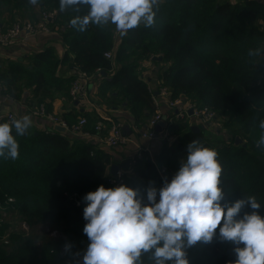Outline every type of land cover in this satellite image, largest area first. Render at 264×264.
<instances>
[{"label": "trees", "instance_id": "16d2710c", "mask_svg": "<svg viewBox=\"0 0 264 264\" xmlns=\"http://www.w3.org/2000/svg\"><path fill=\"white\" fill-rule=\"evenodd\" d=\"M37 5L40 12H60L55 34L62 37L67 49L62 58L53 45L32 50L22 58L0 57L3 94L19 99L30 90L29 107L46 104L47 110L53 111L58 97L75 102L70 89L77 76L73 69L78 67L93 75L100 100L114 109H126L133 115V124L142 127L152 116L154 103L147 83L151 82L142 79L141 65L152 62L157 65L151 71L156 88L162 80L172 98L182 96L226 116L223 128L228 140L235 142L240 136L246 144L219 147V141L208 140L202 129L193 131L187 119H175L170 130L179 137L171 148L185 160L192 141L214 149L223 169L222 204L255 196L261 205L259 214L264 216V147H257L259 122L264 120V0H161L155 26L147 28L141 23L123 36L118 46L112 37L115 25H90L86 31L70 25L75 16L87 14L86 7L79 12L61 11L59 0H40ZM4 6L16 21L19 13L36 20L34 5L28 0H0V9ZM114 48V59L106 58L104 53ZM258 48L259 56L248 55L249 50ZM78 115L86 113L75 118ZM76 120L68 122L72 125ZM0 123L7 122L2 119ZM85 129L89 130L87 125ZM13 135L19 143V158L0 157V264H61L63 246L71 245L68 252L73 255L85 252L90 243L83 232L87 223L84 197L101 185L114 188L106 178L111 156L94 149L85 139L52 126L42 130L31 126L23 136L13 130ZM164 144L156 157L161 165L168 163L171 151ZM129 162L122 163L123 168L131 166ZM132 166H137L142 180L129 177L123 185L140 189L146 203L147 188L159 189L156 166L145 159L133 160ZM5 212L12 216H5ZM242 216L243 211L238 218ZM22 220L33 229L44 224L59 234L26 232L18 225ZM218 233L219 229L211 243L198 242L186 250L189 264L234 262L236 246L222 242ZM144 261L149 264L147 257Z\"/></svg>", "mask_w": 264, "mask_h": 264}, {"label": "clouds", "instance_id": "9594fccd", "mask_svg": "<svg viewBox=\"0 0 264 264\" xmlns=\"http://www.w3.org/2000/svg\"><path fill=\"white\" fill-rule=\"evenodd\" d=\"M40 0H28L30 5ZM161 0H59L61 11L87 14L75 16L70 25L86 31L90 25H115L121 37L141 23L155 26ZM261 49L249 50L259 56ZM32 126L25 115L10 123H0V157L19 158V143L13 135L23 136ZM257 147H264V120ZM214 149L199 141L187 146V156L179 170L163 187L147 188V203L138 188L120 185L99 186L85 195L87 206L83 228L89 244L83 264H189L187 249L198 242L211 243L219 229V239L230 242L236 259L232 264H264V216L255 196L222 204V166ZM159 201L157 202V197ZM251 211H244L245 209ZM243 211L242 218L241 212ZM240 245H243L241 247ZM71 245H66L70 249ZM78 255V254H77Z\"/></svg>", "mask_w": 264, "mask_h": 264}, {"label": "built area", "instance_id": "2783aa9c", "mask_svg": "<svg viewBox=\"0 0 264 264\" xmlns=\"http://www.w3.org/2000/svg\"><path fill=\"white\" fill-rule=\"evenodd\" d=\"M59 14L60 12L57 9L42 11L37 20L24 19L13 22L4 31H0V49L4 50L7 54L8 50L20 45H26L27 42L40 34L56 32L60 27L58 24L61 20ZM112 37L116 43L115 46H118L122 37L115 29ZM114 50L115 48L106 51L104 53L105 57L114 59ZM156 57H162V55H156ZM73 72H75L77 76L71 84L70 96L72 100L79 101L81 97L87 94L89 85L93 80V75H89L88 73L81 71L78 67H75ZM142 79L147 82L144 73L142 75ZM147 83L149 90L152 93L154 111L147 123L137 131L136 134L138 138H133L132 134L126 135L123 130L124 124L122 122L115 121L113 118L102 115L99 117V121L97 122L95 129L99 132L102 130L104 121L110 122L108 136L104 140L106 146L116 148L127 143L135 144L137 147L135 159L151 160L154 163V159L149 151V146L140 144L139 140L149 142L160 138L162 140L169 139L170 141H173L174 138L170 137L169 134L170 127L175 119L192 117L202 125L216 123L219 119L223 123L227 120L226 116L219 114L216 110L208 106L197 105L182 96L172 98L171 90L167 85L163 84L162 80L159 81L158 88H153L149 82ZM165 109L171 111L174 116H169L170 114H167ZM190 111H192V115H189ZM31 114L37 120H44L48 122L55 130L56 126H60L72 135L83 139L91 136V132L85 129L88 123L86 117H82L76 123L70 125L63 117L53 111H48L46 104H40L32 107ZM20 118L21 117H19L14 111L5 110L0 105V120L4 119L7 123H10L12 120ZM160 123H163V125L158 132L156 128ZM227 145L229 146L232 144L228 142V144L220 145V147H227ZM157 170L160 178L159 188H161L163 187L165 179L170 182L173 176H170L166 166L158 168ZM106 178L110 185L117 187L123 185L128 177L125 170L118 168L115 173L107 172ZM9 201H13V198H9ZM158 201L159 196L157 197V202ZM52 235H56V231H53ZM83 254L84 252L79 253L78 255H69L68 248L63 246L60 250V257L62 260L61 264H83Z\"/></svg>", "mask_w": 264, "mask_h": 264}, {"label": "crops", "instance_id": "0c3cea01", "mask_svg": "<svg viewBox=\"0 0 264 264\" xmlns=\"http://www.w3.org/2000/svg\"><path fill=\"white\" fill-rule=\"evenodd\" d=\"M230 1L235 2V1H239V0H230ZM33 7H34L33 14H34V16H36L35 19L37 20L39 17V14L41 13L40 8L38 5H34ZM1 12H2V10L0 9V13ZM8 14L13 15V13L10 12V9L8 7H6V10L4 12L5 18H2L0 20V31H4L10 25V24L9 25L6 24L7 22H9V18H6L8 16ZM19 16H20V13H19L18 17ZM18 17H16V18H18ZM23 17H24V19L29 18L28 15H24ZM3 20H5L6 22ZM55 33L56 32H52V33H48V34H40L37 37L30 40L29 42H27L26 45H20L18 47L12 48V49L7 51V54L1 53L0 57L1 58H11V59L22 58L25 54H28L32 50H36V49L39 50V49L45 48L46 46L53 45L54 47H56V55L58 56V58H62L67 47H66L65 43L63 42L62 37L61 36L59 37ZM114 44H116V43L114 42ZM0 52H2L1 49H0ZM263 57H264V54H263ZM142 64L143 65H141V67L144 68L145 77L150 80L152 87L156 88L157 84L156 85H154V84L156 83L157 80L154 78L155 74H152L151 71H153V69H156L157 65L152 63V62H147V61L143 62ZM64 69L67 70L66 66H64ZM93 83H94V80H92V82H91L92 87L89 88L87 94L85 96L81 97L79 101H75L73 103L71 100H69L67 98L58 97L52 104L53 112L60 115L61 117L64 116L63 118L66 119L67 121H74L75 119H77L76 120V122H77L82 117H86L88 120V124H87V127L89 129L88 131L91 132V136L86 138L85 140L87 142L91 143L94 146V149L103 150V151L109 153L111 156L109 163L106 164L107 172L112 173V170H111L112 166L117 165L118 168H122L123 170H125L128 178L129 177L140 178L137 175V170H138L137 166L136 167L132 166V161L136 160L135 159V156L137 153L136 145L131 144V143H127L125 145H122V146H119L116 148H110V147L106 146L104 143L105 138L108 136V131L110 129V122L104 121L103 126H102V130L99 132L96 131L95 127H96L97 122L99 121V117L102 115H106L110 118H113L115 121L122 122L124 124V126L128 125L129 130L131 131V134L137 133V131L142 127H141V125L136 126L133 124V117H132L133 115L129 111H127L126 109H123V108L114 109L112 107H109L105 102H103V100H100V98L97 96V84L94 86ZM31 96H32L31 91L26 90V91H24V93L22 94V96L19 99H14V98H11L7 94H3L2 88H0V105L5 110L14 111L21 118L25 115L29 116L32 120V126L33 127H35V125L38 124V128L42 130L48 126H51L46 121L43 122L41 120H37V119L33 118L32 114H31L32 108L29 107V102H27V99H30ZM165 112L167 114H170L169 116H174L171 113V111H169L168 109H165ZM78 113H86V115L85 116L78 115V117L75 118V115ZM185 119H187L189 124H191L192 126L198 125L200 127V129L203 130V132L206 129L210 136L220 135L221 134V128L220 127H223V124H224L219 119L216 121V123L210 124L211 126L209 125L210 127H208V125H202V124H200V122H198L196 119H194L192 117H187ZM213 131H215V132H213ZM169 136L173 137L174 140L170 141L169 139H163L162 140L160 138H157V139L151 140L149 142H147L145 140H139V143L142 145H145V146L146 145L149 146V151H150V154L152 155V157L154 159V164L156 166V170L158 168H161V167L166 165V167L168 168L170 176L174 177L175 173L181 167V164L184 161L185 157L180 156V154L178 152H176L174 149L175 143L179 137L178 134L173 133V131L170 130ZM213 139L214 140L216 139L219 141V147H220V145H226V144H228V142H230L228 139L225 140V139L220 138V136H218V138H213ZM165 142H166V145L168 146V148H171L173 146H174V148H171V151L167 155L166 159H167L168 163L167 164L163 163L161 165V164H158L156 157L159 154H161V152L163 151ZM241 146L242 145H236V147H241ZM129 161H131V163ZM125 162H129V164L131 166L123 168L122 163H125ZM157 172H158V170H157ZM140 180H142V179L140 178ZM146 203H147V201H146ZM86 249H87V247H85V251H86Z\"/></svg>", "mask_w": 264, "mask_h": 264}, {"label": "rangeland", "instance_id": "374dc122", "mask_svg": "<svg viewBox=\"0 0 264 264\" xmlns=\"http://www.w3.org/2000/svg\"><path fill=\"white\" fill-rule=\"evenodd\" d=\"M1 10H2V12L0 13V20L2 19V18H5V15H4V12H5V10H6V6H4V7H2L1 8ZM12 15V14H11ZM10 14H8V16L6 17V18H9V22H7L6 24H12L14 21H16V19L15 18H12V16H11ZM21 17V18H20ZM24 20V17L23 16H19L18 18H17V20ZM3 21H5V20H3ZM6 22V21H5ZM7 25V26H8ZM147 62H149V61H147ZM0 88H4V84L0 81ZM98 101V100H97ZM60 116V115H59ZM211 126V125H210ZM209 125H208V127H210ZM35 127L36 128H38V124H36L35 125ZM207 127V128H208ZM221 128V134L220 135H218V136H220V138H222V139H229L228 138V133H227V131H226V129H224L223 127H220ZM213 132H215V131H213ZM204 135L206 136V138L208 139V140H210L211 142L214 140L213 138H218V136L217 135H212V136H210L209 135V133H208V131L205 129L204 130ZM132 137L133 138H138V136H137V134L136 133H133L132 134ZM216 140V139H215ZM230 144H232V145H227V147H232V148H239V147H236V145L234 144L235 142H229ZM185 160V159H184ZM167 164V163H166ZM166 166V165H165ZM4 215L5 216H7V217H11L12 216V214L11 213H7V212H5L4 213ZM14 219H15V217H14ZM17 219V218H16ZM15 219V220H16ZM18 225L20 226V229L22 228V229H24L26 232H29L30 230L32 231V233H35V232H41L42 234H48V235H51V236H55V235H52V232L53 231H56V230H51L48 226H46V225H44V224H39V225H36V226H34V229L33 228H31V226L26 222V221H24V220H22V221H20V222H18ZM59 233H58V231H56V235H58Z\"/></svg>", "mask_w": 264, "mask_h": 264}, {"label": "water", "instance_id": "95a60500", "mask_svg": "<svg viewBox=\"0 0 264 264\" xmlns=\"http://www.w3.org/2000/svg\"><path fill=\"white\" fill-rule=\"evenodd\" d=\"M158 59L161 60L162 57H158ZM91 87H92V84L89 85V88H91ZM189 115H192V111L189 112ZM162 125H163V123H160L157 126L156 129H157L158 132L160 131ZM55 128H56V130H58L60 132H64L65 131V129L62 128V127H60V126H56ZM123 130H124V132H125L126 135H130L131 134V131L129 130V126L128 125L124 126ZM192 130L193 131H196V132H199L200 131V127L198 125H194V126H192ZM235 144L236 145H244V146H246V144L244 143L243 139L240 136H237L236 137ZM117 169H118V166L117 165H113L112 166V169H111L112 170V173H115Z\"/></svg>", "mask_w": 264, "mask_h": 264}]
</instances>
